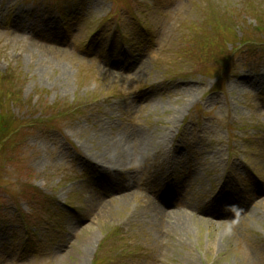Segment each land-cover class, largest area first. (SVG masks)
Returning <instances> with one entry per match:
<instances>
[{
	"label": "rangeland",
	"instance_id": "rangeland-1",
	"mask_svg": "<svg viewBox=\"0 0 264 264\" xmlns=\"http://www.w3.org/2000/svg\"><path fill=\"white\" fill-rule=\"evenodd\" d=\"M256 17L264 0H0L23 129L0 150V264H264Z\"/></svg>",
	"mask_w": 264,
	"mask_h": 264
},
{
	"label": "trees",
	"instance_id": "trees-1",
	"mask_svg": "<svg viewBox=\"0 0 264 264\" xmlns=\"http://www.w3.org/2000/svg\"><path fill=\"white\" fill-rule=\"evenodd\" d=\"M231 22H235V21H231ZM231 22L230 24L233 25L234 23ZM256 22H257L258 30L260 28L261 29L260 31H264V19H262L261 17L258 18L256 17ZM204 35L207 39L209 38L211 39L213 36V35L210 36L209 33H206ZM8 77L9 76L7 74L6 75L0 74V150L2 151V153L4 151L7 152V147H6L7 141L13 136L15 130H17L18 134L19 132L23 131L22 127H19V125L17 128L13 130L15 121H13L12 117L8 116L9 113H7V117L5 115V111L7 112V110L6 108H4V105L6 103L7 98L13 99L16 93L19 94L18 92L12 91L11 86L9 85L10 81L12 80H8ZM16 100L18 101L19 99ZM2 111H4L3 114ZM33 213H34V209H32L31 214ZM27 236L30 238V235L27 234Z\"/></svg>",
	"mask_w": 264,
	"mask_h": 264
},
{
	"label": "bare ground",
	"instance_id": "bare-ground-1",
	"mask_svg": "<svg viewBox=\"0 0 264 264\" xmlns=\"http://www.w3.org/2000/svg\"><path fill=\"white\" fill-rule=\"evenodd\" d=\"M135 138L139 141V143H141V146H144L145 140L142 136H139V137L135 136ZM109 186H110L109 187L110 191L111 190L113 191L117 185L115 183H113V184L111 183ZM159 203H160L159 207L161 210H163L164 208L167 207V205H166L167 202L165 200L163 202H161V199H159ZM160 212H162V211H160ZM162 213H164V212H162Z\"/></svg>",
	"mask_w": 264,
	"mask_h": 264
}]
</instances>
